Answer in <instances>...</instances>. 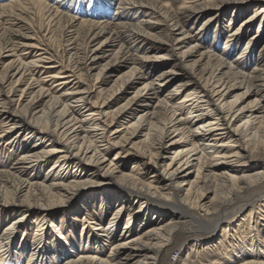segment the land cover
I'll return each mask as SVG.
<instances>
[{
  "label": "bare ground",
  "instance_id": "1",
  "mask_svg": "<svg viewBox=\"0 0 264 264\" xmlns=\"http://www.w3.org/2000/svg\"><path fill=\"white\" fill-rule=\"evenodd\" d=\"M67 1L0 5V144L20 151L0 170L1 258L13 250L29 252L28 264H159L175 233L193 224L205 233L200 245L223 238L221 256L222 242L231 247L213 264H264V0H186L176 10L159 0H107L118 2L112 16L92 20L60 11ZM33 11L67 60L42 45ZM249 12L224 50L207 46L219 17ZM253 41L259 51L245 72ZM112 178L126 192L101 189ZM167 202L173 215L161 208ZM114 206L105 228L77 219L90 208L104 220ZM28 222L35 237L17 242ZM79 229L87 239L108 236L109 253L78 255L91 246L71 238Z\"/></svg>",
  "mask_w": 264,
  "mask_h": 264
},
{
  "label": "rangeland",
  "instance_id": "2",
  "mask_svg": "<svg viewBox=\"0 0 264 264\" xmlns=\"http://www.w3.org/2000/svg\"><path fill=\"white\" fill-rule=\"evenodd\" d=\"M9 1H11V0H0V5L7 3ZM41 1L50 5V6H55L58 0H41ZM105 1H107V0H69L66 2V4H65V2L59 3L58 8L63 13L66 12V13L70 14L71 16L77 17L80 20H82V19H87V20L91 19L92 20L93 17L95 18V17H98V15H104L103 13H105L104 16H106V15L112 16L114 9L117 6L115 4H117L118 2H112L109 6V3L108 2L106 3ZM159 1L163 4L170 5L172 7V9L176 10L178 8V6L182 5L186 0H159ZM94 3H96V4L98 3V4L96 5ZM98 5H100V6L102 5V6L100 7ZM104 10H106V11H104ZM31 15H32L31 17L33 19L34 27L36 28L35 30L38 33V37L41 38L42 45H45L46 47H48L50 52H54L59 58H62L63 60H67L69 58V55L66 53H63L61 51L59 44L57 42V38H56L57 33H55V34L53 33L54 35L52 36V32H50V31H52V29L50 30L49 25L45 24L46 22H44V20L40 18V16H41L40 14L36 13L34 15V11H33V13L31 12ZM38 15H39V18H38ZM249 15H250V12L247 14H242V16L238 17L237 19H232L231 21L229 20V18H228L229 14H227V13L225 14V16L219 17L218 20L220 21V26H218V28H217V30H218V32H216L217 34L216 33L214 34V32H213L214 27H215V25H214L213 27L209 28L208 34L205 35V41L207 43V46L213 47V48L218 49V50H224L225 39H226L227 35L229 34V31L232 32V31L237 30L240 22L243 19H245L246 17H248ZM260 17L261 18H259V19L261 20L262 16H260ZM205 18H207V16H204L194 26V29H193L194 33L199 28V26L201 24L200 22H202ZM39 19H41V20H39ZM2 21L5 22L4 19H2ZM198 23H200V24H198ZM189 28H190V26H189ZM195 28H196V30H195ZM257 28H258L257 24L252 25V30L249 31V33L247 34L248 36L244 37L245 40L243 39L244 41H243V43H241L242 47L246 46V43L244 44V42H246V39L248 37H250L251 35H253L257 32ZM39 29H40V31H39ZM214 35H217V36H214ZM107 36H108V34L104 35V37H107ZM213 36H214V38H213ZM101 39L102 38H100V40ZM213 39H214V42L212 41ZM251 45L254 46V48L251 52H249L247 54V57H245V61H244L245 66L243 68L244 69L243 71H245V72L254 68V60H255V58L258 54V51H259V44L257 41H255V43L253 41L251 43ZM105 61H103V63ZM6 62H7V59H4L3 64H5ZM97 71H98V69L95 71V73H97ZM39 77H40V74L36 73L34 76V79H39ZM27 85H28V80H26L24 83H22L20 87L25 88ZM45 85L47 88H52V92H55V91L57 93L62 92L61 90H57V88L53 87V86H55L53 84L47 83ZM140 85H141V83H139L137 85V87ZM95 97H96V95L94 93L93 100L95 99ZM2 126H3V120L0 118V128ZM6 143H7V140L5 139L0 144V170L10 168V166L14 163V160L18 159L20 156V151L17 149V146L14 149H10V147L7 146ZM46 144H47V142L44 143V145H46ZM115 154H116L115 150H112L111 152H109L107 155V160L113 159ZM167 156L169 157L168 154H167ZM168 161L169 160H167V159L165 160L166 164L168 163ZM125 163H126V166L129 170L135 164V160H128V161H125ZM51 165H52L51 161L46 163L44 166V170L49 169ZM42 173H43V171H42ZM42 173L40 172V174H38L36 176V179H39V177ZM150 176H151V173L147 174L145 176V179L149 180L148 177H150ZM104 180H105V182L101 185V189L108 191V192H113L116 194L126 192L125 188H124V184L117 182V180H115L113 178L112 179H104ZM167 203L164 207H161V208H165L166 211L170 212V214H171V212L173 211L170 207V206H172L171 202H167ZM115 208L116 207L114 206L109 210V213L106 216H104V220H101L100 218H98L95 215V212L93 210H90V208H86L84 214H81V215L78 214L77 219L81 222L83 216H85L86 220L88 222H94V220H95V224L91 225V226H94L96 228H99V227L105 228L106 222L109 220V217L115 211ZM246 212H247V210L243 211V213L241 215V221H242L241 223L244 225H247V223L249 222V220L246 218ZM171 215H173V214H171ZM125 216H126V214H124L122 222L125 221V219H126ZM167 217L170 218L172 216H167ZM12 219L13 218L9 219L8 221H3L4 223L3 222L2 223L7 226L9 224V222H12L11 221ZM82 223H83L82 227L84 228V226H85V230H87V227H86L87 224H85L84 222H82ZM0 227H1L0 228V235H1L2 229L4 228V225H2ZM241 228H242L241 229L242 233L240 234L239 238H242L243 235H245L247 237V235H248L247 231L243 227H241ZM196 230L197 229L194 228L193 224L183 225L182 230L180 232L175 233V235L173 236L171 243L168 245L167 252H164L161 255L162 260L159 262V264H175L179 260H180V262L185 261L186 264H213L214 260H217V259H220V261L227 260V258L230 255L231 247H228L225 242L224 243L222 242L224 256L218 255L217 254L218 250L216 249L217 242H220V240L221 239L223 240V238L217 237V238L212 239L211 243L200 245L198 239H200L201 237H204L205 233L204 234H198L199 232H197ZM68 233H70L71 238L75 242L83 238L85 243H89L91 245L90 249H88V250H84L86 248V247H84V249L81 250L82 253L79 251H76V252L80 253L78 255H84V254L94 255L95 254L97 256H101V257L104 256L105 257V255H107L110 251V247H111L110 244L111 243H110V239L108 238V236L107 237L104 236V237H102V239L100 241H98V240H94L91 238L87 239L88 237H90L89 233L86 232V234H85V232H84L83 234H81L80 229L77 231L72 230ZM35 234H36L35 225L28 222L24 228L17 230L16 241L17 242L18 241L19 242H26V244L30 243V241H32V239L35 237L34 236ZM48 234H50V233H48ZM259 237L261 239L263 238V232H262V234H260ZM251 239L252 238H250V239L245 238V240H247V242ZM65 240L66 239H64V241ZM46 241H47V243H49V245L51 244L50 238L47 239ZM233 241L237 242L235 240H233ZM96 242L99 244L98 246L95 244ZM229 242L233 243L232 241H229ZM2 251H3V249L0 246V264H28L27 262H29V252H25L24 254L19 255L16 253V251L12 250L9 257L6 258L5 256H3V258H1L2 257ZM49 255H50L49 251L45 253V256H49ZM51 264H57V263L51 262Z\"/></svg>",
  "mask_w": 264,
  "mask_h": 264
}]
</instances>
